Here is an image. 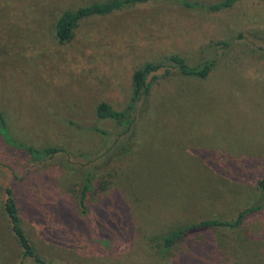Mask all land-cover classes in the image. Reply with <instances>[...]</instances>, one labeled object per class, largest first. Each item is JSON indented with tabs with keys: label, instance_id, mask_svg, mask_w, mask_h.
I'll return each instance as SVG.
<instances>
[{
	"label": "rangeland",
	"instance_id": "1",
	"mask_svg": "<svg viewBox=\"0 0 264 264\" xmlns=\"http://www.w3.org/2000/svg\"><path fill=\"white\" fill-rule=\"evenodd\" d=\"M95 1L0 0V110L16 139L67 150L35 164L0 137V264L22 260L8 187L47 264H264V0L217 13L150 1L84 18L59 42L58 16ZM174 54L215 65L159 77L129 127L97 117L102 101L127 105L135 69ZM251 205L238 228L203 229L165 256L148 242Z\"/></svg>",
	"mask_w": 264,
	"mask_h": 264
},
{
	"label": "trees",
	"instance_id": "2",
	"mask_svg": "<svg viewBox=\"0 0 264 264\" xmlns=\"http://www.w3.org/2000/svg\"><path fill=\"white\" fill-rule=\"evenodd\" d=\"M155 0H104L95 1L82 5L74 10H65L57 18L54 27V36L61 42H67L71 39L74 29L78 22L84 18L109 14L115 11L126 9L135 5L144 4ZM177 3L185 8L206 12L217 13L234 6L241 0H216L212 2H204L201 0H159ZM255 37L264 42V34L257 32ZM224 46H228L226 41L218 42ZM215 65L214 60H207L200 65L191 66L184 58L179 55H170L164 61L147 62L135 69L132 73V95L127 105L118 110L115 109L109 102L102 101L96 106V115L100 119H111L120 125L131 126L137 113V102L140 99H146L154 82L159 77H170L174 74L184 77L205 78ZM96 131L105 134L103 129L95 128ZM0 137L3 142L11 147L22 150L26 153L32 162L35 164L41 163L53 156L66 153L67 150L59 145H47L44 147H36L26 144L16 139L7 124L4 112L0 110ZM90 177L86 178L80 190L79 202L82 206L85 204L86 193L89 189ZM264 187V181H261ZM262 208V205H251L241 210L233 219H222L217 217L202 219L195 223H190L169 232L160 235H153L148 237V242H151L155 247L159 248L161 256L167 253L182 240L195 241L191 235L203 229L208 228H226L236 229L241 226L246 220L247 216ZM5 210L11 224V229L17 237L22 248V257L20 264L26 258H33L39 264H47L46 261L37 253L32 241L27 236L19 215V207L17 205L16 197L12 188L6 189ZM253 264H261L259 258L255 257Z\"/></svg>",
	"mask_w": 264,
	"mask_h": 264
}]
</instances>
